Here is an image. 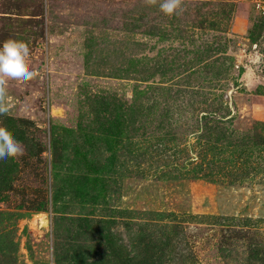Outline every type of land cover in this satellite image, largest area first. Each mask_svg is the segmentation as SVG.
Listing matches in <instances>:
<instances>
[{
	"label": "rangeland",
	"instance_id": "obj_1",
	"mask_svg": "<svg viewBox=\"0 0 264 264\" xmlns=\"http://www.w3.org/2000/svg\"><path fill=\"white\" fill-rule=\"evenodd\" d=\"M262 6L0 0V264H264Z\"/></svg>",
	"mask_w": 264,
	"mask_h": 264
},
{
	"label": "clouds",
	"instance_id": "obj_2",
	"mask_svg": "<svg viewBox=\"0 0 264 264\" xmlns=\"http://www.w3.org/2000/svg\"><path fill=\"white\" fill-rule=\"evenodd\" d=\"M148 6H157L167 16H180L184 12V0H144ZM30 49L24 40L9 38L0 45V115L7 114L10 81L28 83L37 73L29 64ZM25 154L23 144L6 126H0V160L19 159Z\"/></svg>",
	"mask_w": 264,
	"mask_h": 264
},
{
	"label": "built area",
	"instance_id": "obj_3",
	"mask_svg": "<svg viewBox=\"0 0 264 264\" xmlns=\"http://www.w3.org/2000/svg\"><path fill=\"white\" fill-rule=\"evenodd\" d=\"M259 6L261 5V2H259V4H258ZM262 7H264V6H262Z\"/></svg>",
	"mask_w": 264,
	"mask_h": 264
}]
</instances>
